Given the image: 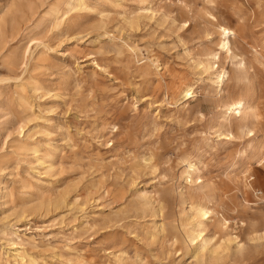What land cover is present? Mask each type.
Segmentation results:
<instances>
[{"label": "rangeland", "instance_id": "1", "mask_svg": "<svg viewBox=\"0 0 264 264\" xmlns=\"http://www.w3.org/2000/svg\"><path fill=\"white\" fill-rule=\"evenodd\" d=\"M0 264H264V0H0Z\"/></svg>", "mask_w": 264, "mask_h": 264}, {"label": "bare ground", "instance_id": "2", "mask_svg": "<svg viewBox=\"0 0 264 264\" xmlns=\"http://www.w3.org/2000/svg\"><path fill=\"white\" fill-rule=\"evenodd\" d=\"M77 3L81 4V1H77ZM215 26H216L217 32L219 34L218 48H217L218 50L217 51H211L208 54H206L208 62H203L202 64H203L204 71H208L209 69L212 70V73H211L212 82L218 87L217 89H219L221 91V87L224 84V80L227 79L229 71L222 68V67L219 68V65H216L215 68H213L209 61L214 60V62L215 61L219 62L221 53H223L225 55V57H229V58L231 56H234L235 58L237 57V55H235L233 53V51L231 49V43H230V36L231 35L235 36L236 32L232 28H229L223 24H220L219 22H216ZM178 94H179V100H182V99L185 101L188 100L194 94L193 85H189V84L183 85L180 88ZM223 99H224V101L222 103V106H220V107H222V108L224 107L225 110L228 111L229 113H233V114L235 113L239 116L241 115V113L245 107V102H243L241 100L227 99V97H223L222 100ZM246 132L249 135H253L252 129L248 128L246 130ZM217 136L219 139H230L233 137V133H231V132L227 133V134L219 133V134H217ZM184 164H185L184 166L186 168V170H185V174H186L185 181H188L191 183V182H194L195 180H199L198 177L196 179H194V176H193L195 171H198L195 164L190 162V161H184ZM198 182H201V180H199ZM196 211L198 212L200 219L195 221L193 228L189 231V234L186 233V237L188 238V240L190 242L196 241L195 243L196 244L198 243V246H196V248H197L196 253H198L199 251H203L206 248L205 244L202 243V240H203L202 234H203L204 222H205V220H207L210 217L211 209L205 204H198ZM236 239H237V236H233L228 241L229 242L233 241V242H235L237 247H240L241 244ZM17 250H19V249H17ZM15 257H21V252L17 251L15 254Z\"/></svg>", "mask_w": 264, "mask_h": 264}, {"label": "built area", "instance_id": "3", "mask_svg": "<svg viewBox=\"0 0 264 264\" xmlns=\"http://www.w3.org/2000/svg\"><path fill=\"white\" fill-rule=\"evenodd\" d=\"M253 194L257 199H260V197L262 196V191L256 189L253 191Z\"/></svg>", "mask_w": 264, "mask_h": 264}]
</instances>
